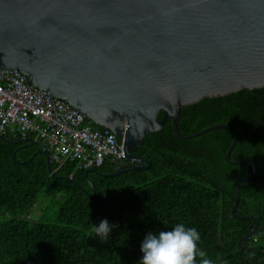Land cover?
Wrapping results in <instances>:
<instances>
[{
    "label": "trees",
    "instance_id": "1",
    "mask_svg": "<svg viewBox=\"0 0 264 264\" xmlns=\"http://www.w3.org/2000/svg\"><path fill=\"white\" fill-rule=\"evenodd\" d=\"M217 124L237 130L229 159L251 163L254 174L248 164L226 161L230 129L180 140L170 119L133 149L151 163L140 171L130 170L131 161L107 159L85 176L74 162H50L53 177L46 156L35 154L41 151L37 142L2 136L0 264H139L144 236L177 223L200 232L198 246L214 264H264V89L184 106L177 132L185 136ZM118 170L125 172L106 176ZM250 176L239 183L234 218L235 181ZM47 198L53 199L49 216L36 211ZM103 219L116 225L107 243L93 231Z\"/></svg>",
    "mask_w": 264,
    "mask_h": 264
},
{
    "label": "water",
    "instance_id": "2",
    "mask_svg": "<svg viewBox=\"0 0 264 264\" xmlns=\"http://www.w3.org/2000/svg\"><path fill=\"white\" fill-rule=\"evenodd\" d=\"M5 70L26 75L95 126L121 130L126 160L137 161L130 170L150 168L132 151L170 119L180 140L230 129L226 161L248 164L254 174L251 163L229 159L238 138L234 127L217 124L182 136L177 126L184 106L264 89V0H0ZM35 154L46 156L54 177L49 156ZM252 176L235 181L234 218L239 183Z\"/></svg>",
    "mask_w": 264,
    "mask_h": 264
},
{
    "label": "built area",
    "instance_id": "3",
    "mask_svg": "<svg viewBox=\"0 0 264 264\" xmlns=\"http://www.w3.org/2000/svg\"><path fill=\"white\" fill-rule=\"evenodd\" d=\"M6 135L32 139L55 164L70 161L88 170L101 167L107 159L126 161L122 138L117 146L113 132L95 126L66 101L10 70L0 71V136Z\"/></svg>",
    "mask_w": 264,
    "mask_h": 264
},
{
    "label": "clouds",
    "instance_id": "4",
    "mask_svg": "<svg viewBox=\"0 0 264 264\" xmlns=\"http://www.w3.org/2000/svg\"><path fill=\"white\" fill-rule=\"evenodd\" d=\"M116 227L103 219L94 224L93 231L101 243H107ZM200 232L195 227L177 223L171 230L149 231L141 242L139 264H214L199 248Z\"/></svg>",
    "mask_w": 264,
    "mask_h": 264
},
{
    "label": "rangeland",
    "instance_id": "5",
    "mask_svg": "<svg viewBox=\"0 0 264 264\" xmlns=\"http://www.w3.org/2000/svg\"><path fill=\"white\" fill-rule=\"evenodd\" d=\"M51 203H53V199H49V198H47V199H45V201H43V203H41V204H43V206L42 205H40L38 208H37V210L36 211H38L39 210V212H40V210L42 209V211L44 212V213H48V212H46L50 207L49 206H51ZM50 213V212H49ZM51 214V213H50ZM35 215V214H34ZM39 215V214H38ZM48 216H49V214H47ZM40 218H41V216H37V219L36 220H38V221H40Z\"/></svg>",
    "mask_w": 264,
    "mask_h": 264
},
{
    "label": "flooded vegetation",
    "instance_id": "6",
    "mask_svg": "<svg viewBox=\"0 0 264 264\" xmlns=\"http://www.w3.org/2000/svg\"><path fill=\"white\" fill-rule=\"evenodd\" d=\"M116 136H117V138H118V136L120 135V134H122V131L121 130H119V129H116V131H115V133H114ZM134 164V163H133Z\"/></svg>",
    "mask_w": 264,
    "mask_h": 264
}]
</instances>
